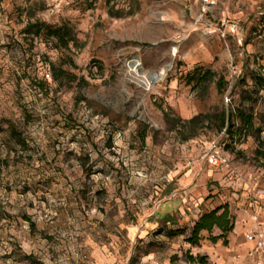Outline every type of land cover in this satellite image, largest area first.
Segmentation results:
<instances>
[{"label": "rangeland", "instance_id": "rangeland-1", "mask_svg": "<svg viewBox=\"0 0 264 264\" xmlns=\"http://www.w3.org/2000/svg\"><path fill=\"white\" fill-rule=\"evenodd\" d=\"M214 1L204 15L202 0H0V264H243L264 215V0ZM35 23L76 41L27 33ZM196 69L213 78L189 84ZM163 110H224L233 128L200 123L183 141ZM219 207L233 230L188 243Z\"/></svg>", "mask_w": 264, "mask_h": 264}, {"label": "trees", "instance_id": "trees-1", "mask_svg": "<svg viewBox=\"0 0 264 264\" xmlns=\"http://www.w3.org/2000/svg\"><path fill=\"white\" fill-rule=\"evenodd\" d=\"M109 1V0H108ZM44 31L45 35L52 40L62 44L64 47H67L69 42H75L76 39L71 36V30L68 26L64 25L58 28H50L46 25L41 24H29L27 25L26 32L29 34L40 35ZM213 78V74L210 71H202L201 69L194 70L193 74L189 76L188 83L196 81V84H204L210 81ZM264 84V80H260ZM217 87L219 90H225L227 87V82L223 77H220L217 80ZM164 116L167 121L173 122L172 127L182 135V140L186 141L197 136L195 127L197 124L206 123L208 126H214V129L218 132L225 130V134L231 128L233 124L230 121L229 114L222 110L217 114H206L198 115L191 118L188 121L181 120L180 118H172L170 116L169 110H163ZM236 118L239 120V128L235 130V133L238 131V135L241 133H249L254 125L252 114L247 113L245 110L237 108L234 110ZM258 132L263 130H257ZM230 132V131H229ZM10 136H12L18 142L20 141V135L17 129L12 125L9 127ZM234 227V217L230 213L227 207H219L210 212L203 213L200 215L198 220L194 223L191 228L189 236L186 238V241L192 245H197L200 240L201 232H211L214 228L218 229L221 232L216 238H213V241H216L218 238H224L228 233L233 230ZM162 228L158 229V232L161 233ZM175 233L171 230L166 232V235L172 237ZM201 261L202 258H200Z\"/></svg>", "mask_w": 264, "mask_h": 264}, {"label": "built area", "instance_id": "built-area-1", "mask_svg": "<svg viewBox=\"0 0 264 264\" xmlns=\"http://www.w3.org/2000/svg\"><path fill=\"white\" fill-rule=\"evenodd\" d=\"M204 8L203 14L209 13L212 6L215 5L214 0H202ZM226 101H229L227 97ZM225 134V130L221 132V135ZM206 161L212 168H218L227 164V158L222 149V146L218 141L210 143L208 153L206 155ZM254 228L252 231L245 234V242L251 245V248L247 250L245 254V262L248 264H264V227L259 221L258 213L255 210L253 214Z\"/></svg>", "mask_w": 264, "mask_h": 264}, {"label": "crops", "instance_id": "crops-1", "mask_svg": "<svg viewBox=\"0 0 264 264\" xmlns=\"http://www.w3.org/2000/svg\"><path fill=\"white\" fill-rule=\"evenodd\" d=\"M255 211V210H254ZM254 211H253V213L251 214V219H250V221H249V224H248V226H247V231H246V233L245 234H247L248 232H250V231H252L253 230V228H254V222H253V214H254ZM257 211V213H258V217H259V221L262 223V225H263V227H264V215L262 214V212H261V210H256ZM245 234H244V236H245ZM245 244L247 245V249H246V252H247V250H249L250 248H251V245L250 244H248V243H246L245 242ZM246 254V253H245ZM243 264H248L247 262H245V259H243V262H242Z\"/></svg>", "mask_w": 264, "mask_h": 264}, {"label": "bare ground", "instance_id": "bare-ground-1", "mask_svg": "<svg viewBox=\"0 0 264 264\" xmlns=\"http://www.w3.org/2000/svg\"><path fill=\"white\" fill-rule=\"evenodd\" d=\"M132 67H133V66H132ZM136 69H137L136 66H134V67H133V71H135ZM157 76H158V75H157ZM144 78H145V79H151V78H152V75H149V74L146 75V74H144Z\"/></svg>", "mask_w": 264, "mask_h": 264}, {"label": "water", "instance_id": "water-1", "mask_svg": "<svg viewBox=\"0 0 264 264\" xmlns=\"http://www.w3.org/2000/svg\"><path fill=\"white\" fill-rule=\"evenodd\" d=\"M157 79V75L156 74H152V78H151V81H155Z\"/></svg>", "mask_w": 264, "mask_h": 264}]
</instances>
